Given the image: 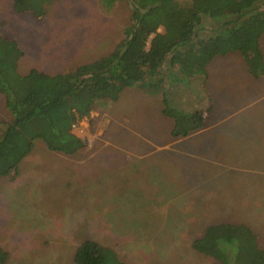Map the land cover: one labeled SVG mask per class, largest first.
I'll use <instances>...</instances> for the list:
<instances>
[{
  "label": "rangeland",
  "instance_id": "1",
  "mask_svg": "<svg viewBox=\"0 0 264 264\" xmlns=\"http://www.w3.org/2000/svg\"><path fill=\"white\" fill-rule=\"evenodd\" d=\"M130 13L127 0L109 9L99 0H54L36 20L0 0V30L23 51L19 73H57L107 54ZM260 48L264 64V35ZM160 100L132 87L96 105L73 126L86 145L71 155L33 141L18 168L0 177V264H75L87 239L125 264H220L191 246L220 222L245 223L264 248V164L220 156L201 138L211 131L171 138ZM10 118L0 92V121Z\"/></svg>",
  "mask_w": 264,
  "mask_h": 264
},
{
  "label": "trees",
  "instance_id": "2",
  "mask_svg": "<svg viewBox=\"0 0 264 264\" xmlns=\"http://www.w3.org/2000/svg\"><path fill=\"white\" fill-rule=\"evenodd\" d=\"M53 1L12 0V10L41 20ZM99 1L109 9L119 0ZM127 1L131 13L122 38L107 54L67 71L19 73L23 51L0 30V92L11 115L0 121V177L18 168L34 140L66 155L84 148L73 126L126 88L160 94L162 113L173 120L171 136L185 137L203 125L204 117L202 110L189 109L179 82L203 74L210 59L229 52H239L253 76L264 74V0ZM191 246L220 264H264V248L245 223L208 225ZM73 260L125 264L113 249L89 239L77 246Z\"/></svg>",
  "mask_w": 264,
  "mask_h": 264
},
{
  "label": "crops",
  "instance_id": "3",
  "mask_svg": "<svg viewBox=\"0 0 264 264\" xmlns=\"http://www.w3.org/2000/svg\"><path fill=\"white\" fill-rule=\"evenodd\" d=\"M262 76L264 74H251L240 53L214 56L206 64L203 74L190 76L186 83L177 84L186 100L208 108L203 111V125L185 137H172L170 132L169 135L171 138H190L211 131L216 135L201 138L210 140L220 156L226 154V158L235 163L252 162L261 169L264 164V90L259 89ZM165 79L170 85L167 76ZM224 132L227 136L220 138Z\"/></svg>",
  "mask_w": 264,
  "mask_h": 264
}]
</instances>
